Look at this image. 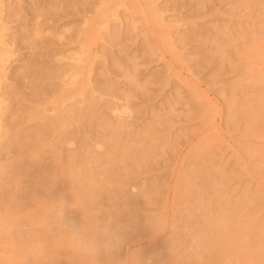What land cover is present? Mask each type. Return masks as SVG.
I'll return each instance as SVG.
<instances>
[{"label": "rangeland", "instance_id": "rangeland-1", "mask_svg": "<svg viewBox=\"0 0 264 264\" xmlns=\"http://www.w3.org/2000/svg\"><path fill=\"white\" fill-rule=\"evenodd\" d=\"M1 5L18 97L0 90V133L18 124L35 165L0 207V264H264V0ZM60 200L124 246L72 253Z\"/></svg>", "mask_w": 264, "mask_h": 264}, {"label": "clouds", "instance_id": "clouds-1", "mask_svg": "<svg viewBox=\"0 0 264 264\" xmlns=\"http://www.w3.org/2000/svg\"><path fill=\"white\" fill-rule=\"evenodd\" d=\"M69 205L63 200L57 201L62 228L67 238L68 248L72 253L96 260L101 255L111 257L124 246L125 237L112 228L111 222L101 227L92 223L65 221V209L70 208ZM165 226L166 220L163 217L155 219L152 223L154 232L163 230ZM116 264H146V262H142L136 253L130 252L123 261H117Z\"/></svg>", "mask_w": 264, "mask_h": 264}, {"label": "bare ground", "instance_id": "bare-ground-1", "mask_svg": "<svg viewBox=\"0 0 264 264\" xmlns=\"http://www.w3.org/2000/svg\"><path fill=\"white\" fill-rule=\"evenodd\" d=\"M4 1V0H3ZM1 3H2V0H0V8L2 7L3 8V6L1 5ZM1 8V9H2ZM3 10V9H2ZM6 16V15H5ZM3 17L4 16H1L0 15V90H2V93H3V95L4 96H9V97H12L13 99H15L16 100V98L18 97V95H17V92L16 93H14L13 91H11V92H9V90L8 91H6L5 89L6 88H4V87H6V82H4V80H6L5 78H6V74H7V71H8V65H9V63H10V58H11V56H12V53H11V51H10V48H9V45L7 44V41L8 40H6V33H5V31H6V28L8 29V27L7 26H5L3 23H4V21L5 20H3ZM6 18H7V16H6ZM8 20V19H7ZM6 23V22H5ZM23 40V39H22ZM31 84V83H30ZM31 86H32V84H31ZM3 88H4V90H3ZM37 89V88H36ZM13 92V93H12ZM33 94V93H32ZM37 94V92L35 93V95ZM1 97V96H0ZM34 98H36V96H33ZM3 103H5V101L4 102H2L1 100H0V108L2 109V106H4V105H2ZM56 106H54L52 109H49V110H52V111H54L53 109L55 108ZM4 109H6V108H4ZM5 111V110H4ZM46 111V110H45ZM5 114V113H4ZM44 116V115H43ZM8 117V116H7ZM56 117H58V116H56ZM54 119H55V117H54ZM53 119V117H52V120L50 121V122H52V123H49L48 124V126L51 128V127H53V125L55 124V123H57L58 124V121H53L54 120ZM6 123V122H5ZM4 123V124H5ZM43 124V123H42ZM7 125V124H6ZM8 126V125H7ZM19 130H20V127L18 126V124H16V123H9V126L7 127V128H5V130H4V132H3V130H2V132L3 133H0V140L1 141H3V142H0V155H4L5 154V152H11V148H12V146L15 144L16 146H19V148H17V150L19 151V155H18V157L16 158V161H14V163H8V171H3V172H1V175H0V207L2 208V203H4L5 201H7L6 200V194H7V192L9 193V192H11L12 191V189H11V187L10 188H8V185H12V183H13V186H15L16 184H18V183H16L18 180H19V178H21V176H23L24 174H27V172L31 169V167H33L32 166V163H34L33 162V157H30V158H22L23 157V155H24V153L29 149L30 150V148L27 146V145H25V146H22L21 144H20V141L17 139L18 137H17V133L19 132ZM37 135H39L40 136V138H43V136H44V134L46 133L45 132V130L44 129H41V128H36L35 129V131H34ZM32 142H33V144H32V146H30L31 147V149L34 147V146H36V143H38V142H40L39 140H32ZM15 149V148H14ZM15 151V152H18V151ZM36 150V149H35ZM37 152V151H36ZM39 152L40 151H38V153H36V156H37V158H38V160L40 159L39 158ZM36 159V158H35ZM2 160V159H1ZM42 161V160H41ZM36 163H38V162H36ZM1 165V164H0ZM13 165H15V167H13L12 169H10ZM34 165H35V163H34ZM34 168V167H33ZM1 169H5L4 168V166H3V168H1ZM0 169V170H1ZM6 169H7V167H6ZM15 176L13 179H12V181H9V177H12V176ZM9 178V179H8ZM30 179V178H29ZM55 188H52V191L54 190ZM33 190V189H32ZM58 191V190H57ZM54 193H56L55 191H53ZM13 193H15L14 191H13ZM55 195H58V194H55ZM54 196V195H53ZM24 198V197H23ZM55 198H56V196H55ZM54 198V199H55ZM58 198V197H57ZM20 199H22V198H20ZM20 201V200H19ZM237 208V207H236ZM3 209H5V208H3ZM7 213V212H6ZM38 216V215H37ZM224 218V217H223ZM20 219V218H19ZM24 219V218H23ZM39 219V218H38ZM21 223V222H20ZM20 231H22V230H20ZM23 232V231H22ZM19 234H21V233H19ZM24 234H26V232L25 233H22V235H24ZM227 237V236H226ZM217 238H220L219 237V235H218V237ZM225 239V238H224ZM211 239L209 238V241H210ZM219 239H217V243H220L219 241H218ZM211 241H213V239L211 240ZM225 241V240H224ZM216 243V242H215ZM223 243V242H222ZM225 243V242H224ZM227 243V242H226ZM218 245V244H217ZM225 245V244H224ZM55 246V245H54ZM222 247H223V245H222ZM218 248H220V247H218ZM220 249H222V248H220ZM217 252V251H216Z\"/></svg>", "mask_w": 264, "mask_h": 264}]
</instances>
